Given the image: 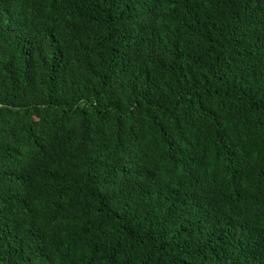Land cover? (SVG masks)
Listing matches in <instances>:
<instances>
[{"label": "trees", "instance_id": "obj_1", "mask_svg": "<svg viewBox=\"0 0 264 264\" xmlns=\"http://www.w3.org/2000/svg\"><path fill=\"white\" fill-rule=\"evenodd\" d=\"M0 264H264V0H0Z\"/></svg>", "mask_w": 264, "mask_h": 264}]
</instances>
